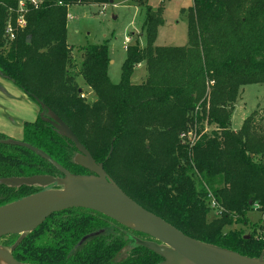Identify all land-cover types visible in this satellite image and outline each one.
Returning a JSON list of instances; mask_svg holds the SVG:
<instances>
[{"label":"trees","instance_id":"16d2710c","mask_svg":"<svg viewBox=\"0 0 264 264\" xmlns=\"http://www.w3.org/2000/svg\"><path fill=\"white\" fill-rule=\"evenodd\" d=\"M20 1L0 0V76L39 106L36 120L24 122L21 140L45 151L72 173H90L75 162L74 142L41 117L42 112L48 117V110H53L141 206L193 238L258 257L264 251V224H252L249 233L224 227L249 224L247 213L253 209L264 216V137L255 134L251 116L244 120L240 135L226 126L242 87L264 83V0H193L188 43L179 46L155 45L164 18L159 8L140 0L145 7L147 43L127 45L118 83L109 78L107 42L83 46V59L74 72L77 61L66 38L69 6L110 0H23L25 23L8 41L6 26L17 21ZM142 62L146 79L133 83V68ZM78 75L94 91L92 103L82 96ZM211 80L214 84L206 93ZM205 122L216 124L218 130L207 131ZM188 133L191 136L186 137ZM8 139L0 132V180L63 176L46 159L27 147L6 143ZM122 159L129 164L123 165ZM217 176L225 185L212 191L223 210L208 222L205 185ZM59 187L0 181V206ZM111 224L147 236L100 212L68 208L28 232L13 255L20 262L35 264H159L163 260L137 244L136 236H131L130 252L119 258L127 240L113 232ZM19 235L0 240L11 247ZM84 236L88 237L81 242Z\"/></svg>","mask_w":264,"mask_h":264},{"label":"water","instance_id":"95a60500","mask_svg":"<svg viewBox=\"0 0 264 264\" xmlns=\"http://www.w3.org/2000/svg\"><path fill=\"white\" fill-rule=\"evenodd\" d=\"M48 115L44 117V113H41L42 118L74 142L78 150L74 157L75 162L85 167L90 173H72L45 151L23 140L12 138L6 140L8 144L24 146L34 151L54 165L63 176L37 174L7 177L0 180L12 186L38 184L47 187L53 183L61 186L46 188L0 206V237L20 234L11 247L0 245V264H35L18 261L13 251L28 232L35 230L50 215L77 207L100 212L131 230L153 238L154 240L139 238L135 240L137 244L159 254L163 258L159 264H264V251L258 257H249L200 241L141 206L108 175L103 163L95 160L70 126L58 114L49 109ZM112 149L111 147L107 157L110 156ZM88 236H84L81 242Z\"/></svg>","mask_w":264,"mask_h":264},{"label":"rangeland","instance_id":"374dc122","mask_svg":"<svg viewBox=\"0 0 264 264\" xmlns=\"http://www.w3.org/2000/svg\"><path fill=\"white\" fill-rule=\"evenodd\" d=\"M147 2L155 10L159 8L164 18V23L158 27L155 45H186L188 43V21L191 8H193V0H147ZM139 4H141L140 0H113L105 4H75L68 7V13L72 18H67L66 38L72 47V56L77 61V66L72 68L74 72H78L83 59V46L107 42L111 59L108 66L109 78L113 83L120 81L122 65L127 57V45L138 42L140 46H145L147 43L143 29L145 7ZM11 24L13 25V23ZM21 25L17 20L13 25L15 31L21 28ZM4 38L12 41L6 34V30ZM146 69L136 65L131 74V81L139 83L144 72H147ZM212 81L206 83V93L210 92V88L214 84ZM6 82L10 85L6 89L11 96L8 93L6 95L0 93V132L12 139L21 140L22 123L36 120L39 106L36 101L26 96L13 82L9 80ZM76 82L80 88L85 87L81 91L82 96L87 102L92 103L93 99H96V95L95 93H89L91 88L87 89L88 86L83 77L78 75ZM250 116L251 120L255 121L253 127L255 134L264 137V83L247 84L242 87V91L233 103V110L227 119L226 129L233 134L240 135V128L244 120ZM204 127L209 132L218 130L217 125L214 123L208 124L205 122ZM220 130L222 131V129ZM120 161L123 165L129 164L127 160L122 159ZM133 167L135 168V166ZM224 185L222 177L217 176L210 184L207 183L205 186L215 197L212 190L222 188ZM220 215L219 210L210 207L207 221L220 217ZM247 216L250 219L249 224L228 225L224 229L242 228L245 233H249L252 224L258 227L264 224L263 214L256 209L249 211ZM110 229L127 240L126 245L119 253V258L125 257L130 252V246L133 244L131 236H136L142 240H150L147 236H137L127 229L117 227L115 224H111ZM0 245L5 246L3 239L0 240Z\"/></svg>","mask_w":264,"mask_h":264},{"label":"built area","instance_id":"2783aa9c","mask_svg":"<svg viewBox=\"0 0 264 264\" xmlns=\"http://www.w3.org/2000/svg\"><path fill=\"white\" fill-rule=\"evenodd\" d=\"M31 1H35V2H37L38 0H31ZM59 3H61V2H59ZM26 7H25V1H20V3H19V8H18V11H19V18L17 19L18 20V22H19V24L21 25V26H23L24 25V23H25V21H24V11L26 10L25 9ZM67 18H72V16L68 13L67 14ZM6 34L9 36V38L12 40V39H14L15 38V28L13 27V25L11 24V23H8L7 24V26H6ZM191 136V134H189L188 133V136ZM184 135L182 134V137H183ZM187 136V137H188ZM183 139V138H182ZM191 141L193 142L194 140L193 139H191ZM208 197H209V201H210V207L211 208H216L217 210H219V211H221V210H223L221 207H220V205H219V202L216 200V198L213 196V194H212V192L211 191H209V193H208Z\"/></svg>","mask_w":264,"mask_h":264},{"label":"crops","instance_id":"0c3cea01","mask_svg":"<svg viewBox=\"0 0 264 264\" xmlns=\"http://www.w3.org/2000/svg\"><path fill=\"white\" fill-rule=\"evenodd\" d=\"M127 40H128V38H127ZM138 66H140V67H145V69H146V65H145V63H139L138 64ZM146 71H147V69H146ZM147 73H148V71L147 72H144V74H143V76L140 78L141 80H140V82L139 83H141L142 81H144L145 79H146V76H147ZM6 81H8V79H5V78H3V77H1L0 76V93L2 92L3 94H9V96H11L10 95V93L7 91V87H9L10 85L9 84H7V82ZM10 81V80H9ZM12 82V81H11ZM16 85V84H15ZM88 86V85H87ZM12 87V86H11ZM82 87V86H81ZM83 89H85V87H82L81 88V90H83ZM87 89H90V87L88 86V88ZM89 93H91V94H94V91H92L91 89H90V92ZM25 94V93H24ZM26 95V94H25ZM27 96V95H26ZM95 99H93V101H94ZM38 114V113H37ZM12 122L14 121V120H11ZM25 122V121H24ZM24 122L22 123V124H24ZM22 134H23V130H21V138H22Z\"/></svg>","mask_w":264,"mask_h":264}]
</instances>
